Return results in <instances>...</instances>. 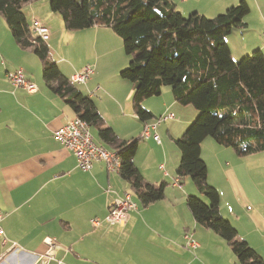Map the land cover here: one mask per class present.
Wrapping results in <instances>:
<instances>
[{
    "label": "crops",
    "instance_id": "crops-1",
    "mask_svg": "<svg viewBox=\"0 0 264 264\" xmlns=\"http://www.w3.org/2000/svg\"><path fill=\"white\" fill-rule=\"evenodd\" d=\"M169 1L184 16L199 12L212 18L240 0ZM246 1L250 6L247 26L227 39L234 59L256 49L264 53V0ZM23 12L30 24L38 18L50 30L47 43L49 48L59 46L61 58L54 61L65 76L70 78L88 66L93 69L86 84L76 85L77 89L94 101L106 126L121 139H139L135 165L145 180L165 183L166 188L164 199L143 205L119 172H110L104 162H95L88 171L78 166L75 155L54 138V132L76 113L45 85L40 60L18 45L0 15V226L4 230L0 264H239L218 234L194 220L186 199L195 189L189 183L185 186L187 178L178 180L181 187L174 184L180 161L174 139L185 132L197 112L181 109L164 88L160 96L143 102L155 117L147 125L156 126L143 138L145 123L132 106L133 84L121 78L125 64L112 55V45L122 51L117 35L107 27L75 32L64 24L55 28L46 3H32ZM76 48L88 55L87 62L70 57ZM20 67L37 85L34 93L16 89L9 81L7 72ZM168 113L174 118L159 123ZM90 132L96 143L112 150L101 142L95 127ZM201 156L208 182L220 195L221 215L264 258V221L260 223L259 214L255 217L246 198L253 183L264 181V152L241 157L206 139ZM248 160L254 165L252 173ZM126 193L132 194L137 208L124 224H107L110 206ZM94 220L99 221L97 227L92 226ZM186 234H193L197 247L185 245ZM47 238L55 240L53 260L48 263L44 261L50 249Z\"/></svg>",
    "mask_w": 264,
    "mask_h": 264
},
{
    "label": "trees",
    "instance_id": "trees-1",
    "mask_svg": "<svg viewBox=\"0 0 264 264\" xmlns=\"http://www.w3.org/2000/svg\"><path fill=\"white\" fill-rule=\"evenodd\" d=\"M37 1L0 0V15L14 40L38 57L45 85L116 151L119 174L140 202L149 205L164 199L166 184L148 182L134 163L139 139H121L106 126L94 101L50 59L47 40L34 34L23 12ZM49 8L61 16L68 31L107 27L122 39L130 62L120 76L133 84L132 106L144 126L155 117L143 102L160 96L165 86L179 105L197 111L195 120L174 139L180 153L177 177L191 178L199 193L187 196V207L197 224L229 245L239 264H264V258L221 215L220 195L208 183L207 164L201 156L202 143L208 138L241 157L264 152V53L256 49L234 59L227 41L234 31L246 28L247 1L240 0L212 18L199 12L184 16L169 0H50Z\"/></svg>",
    "mask_w": 264,
    "mask_h": 264
},
{
    "label": "built area",
    "instance_id": "built-area-1",
    "mask_svg": "<svg viewBox=\"0 0 264 264\" xmlns=\"http://www.w3.org/2000/svg\"><path fill=\"white\" fill-rule=\"evenodd\" d=\"M31 28L34 34L43 40H47L50 35V31L45 27L38 18H33L31 21ZM93 74L91 67L84 68L81 72L75 73L70 79L72 85L86 84L90 76ZM7 77L11 84L17 88H25L29 93H33L37 90V86L31 83L25 74L23 68H18L13 71L7 72ZM167 118H173V114L168 117H164L161 120L165 121ZM152 128H155L153 126ZM151 127L146 125L144 128L143 137L149 136ZM54 138L68 151L73 153L77 158L78 166L83 170H91L94 163L102 161L106 164L107 169L110 172H118L121 167V161L115 150H111L102 144H98L94 141L90 132V125L76 116L66 125L60 127L54 132ZM157 142H160L158 135H155ZM179 178H174V184H179ZM137 208V204L133 201L130 193L125 194L123 198L117 199L109 208V213L105 218V222L109 225L124 224L129 216V213ZM2 220V212L0 211V222ZM99 221H92V226L97 227ZM0 236H4V230L0 226ZM186 246L190 248L197 247V243L193 238V234H186ZM46 242L50 245V249L47 252L45 262L53 260L52 247L55 245V240L47 238ZM60 263V262H59Z\"/></svg>",
    "mask_w": 264,
    "mask_h": 264
},
{
    "label": "rangeland",
    "instance_id": "rangeland-1",
    "mask_svg": "<svg viewBox=\"0 0 264 264\" xmlns=\"http://www.w3.org/2000/svg\"><path fill=\"white\" fill-rule=\"evenodd\" d=\"M35 3H46L48 6L50 5V0H40V1H37ZM24 11V9H23ZM49 11H50V8H49ZM50 19H53L52 23H53V27L57 28L59 25H62L63 26V21H62V18L61 16L57 13H52L50 11ZM188 16V15H187ZM240 35V31H234L232 34H230L227 39H229L231 36L233 35ZM117 37L118 41H120V43L122 44V51L120 52H117L116 50V47L115 45H112V55L114 56L115 60H119V63L120 64H125V67L126 68L130 62V56H128L125 51H124V48H123V42H122V39L119 37V36H115ZM47 42H49V40L47 39ZM88 42V39L87 40H84V41H81L82 44H86ZM50 49V59L54 61V58H61V55H60V51H59V46L58 45H54V47H51L49 48ZM59 52V54H58ZM92 53H93V50H92ZM252 53V52H251ZM250 54V53H249ZM70 57H73L77 62H87L88 59L87 58V54L85 53H82L80 50H78L77 48L74 49L70 54ZM86 59V60H85ZM241 59V58H240ZM239 59V60H240ZM164 88L168 89L170 92H171V88L169 86H165ZM181 109H189L191 111H193L195 113V109L191 106H189L190 108H184L185 106H180ZM188 111V110H187ZM197 112V111H196ZM186 116H188V113L186 112L185 113ZM161 118V117H160ZM196 118V117H195ZM195 120V119H194ZM174 122V121H172ZM193 122V121H192ZM191 122V123H192ZM168 123L170 124L171 122L168 121ZM190 123V124H191ZM165 125V124H164ZM94 131V130H93ZM210 140H212L211 138H208ZM214 141V140H213ZM215 142V141H214ZM173 147H175V149L177 151L178 148L177 146L175 145V143H173ZM180 154V153H179ZM225 161H227V159H224ZM247 164L249 166V171L250 173H252V171L254 170V165L253 163H251L249 160L247 161ZM240 167V165L238 166ZM243 168V171H245V167L244 165L242 166ZM187 182H185V186L189 183V185H191L192 187H194L195 189V193H193V195H199L196 187H195V184L194 182L192 181L191 178L187 177ZM209 183V182H208ZM210 184V183H209ZM254 189L252 190H249V192H246L247 196V201L251 204V207H252V212L255 213V217L258 216H261V218H259L258 220L260 221V223L262 221H264V181L262 182H257V186L255 183L252 184ZM179 186V185H177ZM184 190H186V188H184ZM247 228H251V227H243L241 226V229L242 230H245ZM185 243H186V239H185Z\"/></svg>",
    "mask_w": 264,
    "mask_h": 264
},
{
    "label": "bare ground",
    "instance_id": "bare-ground-1",
    "mask_svg": "<svg viewBox=\"0 0 264 264\" xmlns=\"http://www.w3.org/2000/svg\"><path fill=\"white\" fill-rule=\"evenodd\" d=\"M161 119H162V118H160L159 121H162ZM144 128H145V127H144ZM143 133H144V132H143ZM149 136H150V132H149ZM149 136H148V137H149ZM142 137H143V134H142ZM148 137H147V138H148ZM147 138H146V139H147ZM93 139H94V138H93ZM94 141H95V140H94ZM72 154H73V153H72ZM75 157H76V156H75ZM76 159H77V158H76ZM98 162H100V161H98ZM86 171H88V170H86ZM118 172H119V171H118ZM126 194H127V193H126ZM130 194H131V193H130ZM131 196H132V194H131Z\"/></svg>",
    "mask_w": 264,
    "mask_h": 264
}]
</instances>
